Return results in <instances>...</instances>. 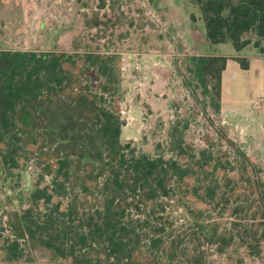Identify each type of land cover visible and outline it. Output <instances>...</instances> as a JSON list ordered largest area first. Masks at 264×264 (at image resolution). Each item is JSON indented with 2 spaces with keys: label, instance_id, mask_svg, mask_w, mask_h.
<instances>
[{
  "label": "trees",
  "instance_id": "obj_1",
  "mask_svg": "<svg viewBox=\"0 0 264 264\" xmlns=\"http://www.w3.org/2000/svg\"><path fill=\"white\" fill-rule=\"evenodd\" d=\"M185 1L208 45L250 47L264 57V0ZM105 6L100 0L98 10ZM110 8L112 15L81 14L87 35H74L69 51L0 45L1 183L21 178L28 163L36 170L9 214L6 258L23 255L19 241L47 264H216L238 249L262 257L261 167L219 120L228 58L186 56L180 73L212 141L195 145L187 122L175 120L145 152L121 138V56L111 40L126 38L134 17ZM235 61L249 68L246 57Z\"/></svg>",
  "mask_w": 264,
  "mask_h": 264
},
{
  "label": "rangeland",
  "instance_id": "obj_2",
  "mask_svg": "<svg viewBox=\"0 0 264 264\" xmlns=\"http://www.w3.org/2000/svg\"><path fill=\"white\" fill-rule=\"evenodd\" d=\"M111 1L105 0L106 6L98 10L100 0H49V7L45 5L47 0H0V45L9 49L69 51L74 35H87L83 27L77 28L83 19L81 14L84 12L88 17L95 12L112 15ZM161 1L166 13L159 12V30L155 27L158 15L152 10L150 15L144 14L142 0H119L126 11L125 15L129 19L134 17V26L128 30V36L120 41L116 40L117 33L111 36L120 53L122 66L123 89L119 107L125 124L121 138L133 141L145 152L151 151L153 142L160 141L168 123L175 120L181 121V124L187 122L186 139L197 146H206L214 136L204 115L196 114L200 107L183 87L180 77L185 70L186 56H191L189 53L197 49L202 51L199 30L193 32L185 22L188 20L185 0ZM50 2L55 3L54 6ZM65 3L75 12L71 20L64 24L54 16L56 25L51 26L50 15L58 11L65 14ZM149 21L155 28L149 25ZM123 30L127 29L124 27ZM93 32L92 29L88 34ZM180 46L183 48L181 53ZM212 48L216 52L221 51V47ZM228 48L231 46L228 45ZM233 52L232 56H227V72H222L223 96L220 97L218 119L221 125L231 128L243 151L261 167L264 178V57L250 47L241 53ZM237 57L249 60L247 70L240 68L235 61ZM206 110L207 119L215 120L218 124L210 108ZM35 176L33 163H28L21 178L14 176L10 185L1 183L0 179V264L48 263L45 258L37 260L34 251L31 255L27 254L22 241H19V248L23 247L24 252L17 259L6 258L7 253L3 248L6 239L12 238L9 223L12 218L9 214L19 209V198H24L30 192ZM262 246V257L248 256L243 249H238L230 252V256L217 260L216 264H264V241ZM28 256L32 257L30 261H27ZM215 257L213 255L207 261Z\"/></svg>",
  "mask_w": 264,
  "mask_h": 264
},
{
  "label": "flooded vegetation",
  "instance_id": "obj_3",
  "mask_svg": "<svg viewBox=\"0 0 264 264\" xmlns=\"http://www.w3.org/2000/svg\"><path fill=\"white\" fill-rule=\"evenodd\" d=\"M25 1V0H24ZM119 1V0H118ZM117 0H112L111 1V6H113L114 7V5H116V4H118L119 5V8H120V10H122V11H124L123 9H122V6H121V2H118ZM129 1V0H128ZM156 2H157V7L156 8H154L153 7V5L151 4V2H150V0H142V5H144L145 6V8H143V12H144V14H147V15H150L151 13H152V11L153 12H155V14H157L158 16V19H156V22L157 23H155L153 20V22L156 24V27L159 29V30H161L160 29V24H161V19H160V16H159V12L160 13H162V14H165L166 12L165 11H163V10H165V7L162 5V3H161V0H156ZM48 3H49V0H47V3L45 4L47 7H49L48 6ZM51 3V5H53L54 6V4L55 3H52V2H50ZM65 8L63 9V10H65L66 12H65V14H61V13H59V11L57 12V13H53V14H51L50 16H51V18H50V22H51V26L52 25H56V20H55V18L57 17V19H60V20H62V23H64V24H66L67 23V21L68 20H71V18H72V14H73V10H72V8L73 7H71V6H67L66 5V3H65ZM81 11L83 10V8H81L80 9ZM152 10V11H151ZM75 13V12H74ZM124 13H126V11H124ZM68 15V16H67ZM71 15V16H70ZM54 16H56V17H54ZM164 16V15H163ZM166 16V15H165ZM165 17H163V19H164ZM164 22V21H163ZM79 27H82L81 25H80V23H78V25H77V28H79ZM15 36H18V34L16 35L15 34ZM18 39V38H17ZM73 39V38H72Z\"/></svg>",
  "mask_w": 264,
  "mask_h": 264
},
{
  "label": "crops",
  "instance_id": "obj_4",
  "mask_svg": "<svg viewBox=\"0 0 264 264\" xmlns=\"http://www.w3.org/2000/svg\"><path fill=\"white\" fill-rule=\"evenodd\" d=\"M161 3L163 5V2L162 1H161ZM184 9H185V16L186 17L188 16V20L187 21L185 20V22L187 24H189V26H190V28L192 29L193 32H196V30H199L198 33H200V36L202 38V40H199L200 41V47L202 48V51H199V49H197V50H195V51H193L192 53H189V54H191V55H202V54H204V55H213V54H215V55H222V56H225V57L232 56L231 54L234 53L233 52L234 50L232 48H228V45L227 44H217V45H214V46L221 47L220 48L221 51H219V52H216L215 51L216 49H214V48H212V46L208 45V43L205 41L204 37L201 35V32L203 30L202 29L201 22L199 20L196 22L197 28H195L194 26H192L191 23H189L190 22V20H189V13L191 12V8H190V6L188 7V6L185 5L184 6ZM202 34H203V32H202ZM181 45L184 46L183 43ZM221 45H224V46H221ZM185 51H187V50H185ZM228 68H229V61L227 59V61H226V67H225V69H224L223 72L224 73H225V71L227 72V69ZM222 96H223V81H221V97Z\"/></svg>",
  "mask_w": 264,
  "mask_h": 264
}]
</instances>
